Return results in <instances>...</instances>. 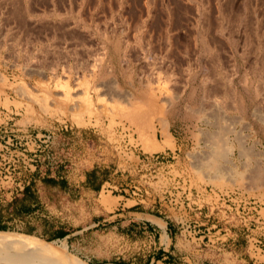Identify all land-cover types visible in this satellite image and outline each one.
<instances>
[{"label": "rangeland", "instance_id": "374dc122", "mask_svg": "<svg viewBox=\"0 0 264 264\" xmlns=\"http://www.w3.org/2000/svg\"><path fill=\"white\" fill-rule=\"evenodd\" d=\"M104 43L111 46L106 65L112 62L117 75L97 83L80 67L99 64ZM165 66L169 76H157ZM70 88L71 96L85 93L79 106L63 96ZM152 92L169 97L154 108ZM170 99L161 110L160 101ZM0 101V185L9 177L29 180L35 196L25 198L26 212L20 197L0 193V264L97 260L49 240L48 215L63 206V193L51 186L82 184L87 172L101 183L125 158L140 167L149 152L123 114L147 113L159 141L166 129L174 138V147L158 151L170 155V173L147 167L145 181L133 176L152 195L166 184L229 192L233 224L239 215L258 216L248 204L238 206L241 198L264 211V0H0ZM126 124L130 137L120 132ZM127 178L120 175L119 183ZM103 195L117 204L110 191L103 204ZM38 240L54 243L32 246ZM257 257L264 261L259 251Z\"/></svg>", "mask_w": 264, "mask_h": 264}, {"label": "crops", "instance_id": "0c3cea01", "mask_svg": "<svg viewBox=\"0 0 264 264\" xmlns=\"http://www.w3.org/2000/svg\"><path fill=\"white\" fill-rule=\"evenodd\" d=\"M115 173L113 168L101 183L87 172L82 184L51 186L63 193V206H53L48 215L52 240H64L87 261L96 258L93 264H264L257 257L258 251L264 256V237L250 228L245 216L239 215L233 224L225 204L178 189L171 193L176 192L180 206L166 195L139 202L120 191L113 194L122 184V174ZM103 191L118 197H113L117 204L111 209L102 203ZM77 221L83 222L78 228Z\"/></svg>", "mask_w": 264, "mask_h": 264}, {"label": "built area", "instance_id": "2783aa9c", "mask_svg": "<svg viewBox=\"0 0 264 264\" xmlns=\"http://www.w3.org/2000/svg\"><path fill=\"white\" fill-rule=\"evenodd\" d=\"M127 126L128 124H126L125 127H122V125H120V129H121L120 132L123 134L124 137H130V133L132 132V128H128ZM45 138L49 140L51 136L47 135ZM137 157L139 158L140 155H137ZM168 158H170V155H165V152L143 153L142 157L139 158L136 164V165H140V167H131L130 165L128 166V159L127 158L123 159L125 160V163L121 164V166L117 164V166L115 167L116 173L119 172L120 174L125 175L127 177L130 176V178H127L124 183L118 186L119 191L122 192L123 194H126L129 197L134 198L139 202H142L143 200H145L150 196L151 198H153L152 193H150L149 187L146 184H142L140 181H138V179L133 178V176H139L140 177L139 179H142L143 177L147 176L144 170H147L149 167L150 168L156 167L157 169H161L160 173H162V175L165 177L164 175L165 173H170L172 171L171 169L172 165L170 164ZM4 177L7 176L5 175ZM143 179H144L143 181H145V178ZM28 184H29V180L15 181V179H11V177H9V179L5 184L0 185V193H2L6 199L12 200L13 197H15V195L17 196L21 194L24 191L25 187L28 186ZM173 188H177L178 190H183L184 192L187 193L191 192L194 193L195 195L197 194L199 200L202 199L201 197L204 196H208V197L210 196L212 200L215 197H217L218 200H221L223 204H225L226 206H228V208L231 209L229 203L230 202L229 192L228 193L222 191L215 192L214 190H212V188H209V190H206L204 192V191H199L197 189H193V187H191V185L189 184L188 186L187 184L186 185L176 184L172 187L171 185L169 186L167 184L164 186H160L161 195L168 196V200L174 204L175 203L178 204L179 202H177V200L179 201V199H177V197L174 196L173 193H171ZM188 201L189 199H186L187 203L184 204V206H186L185 208L187 209L190 208V205H188ZM247 204L255 210L258 216L256 217V219H248L247 217H245L247 219L245 222L249 224L250 228L256 229L264 237V211L262 214L260 213V210L262 209L261 205L258 204L256 201H247L245 199L242 200V198L238 202V206L239 207L241 206L242 208H245ZM178 205L180 206V203ZM257 242L260 241L258 240Z\"/></svg>", "mask_w": 264, "mask_h": 264}, {"label": "bare ground", "instance_id": "6f19581e", "mask_svg": "<svg viewBox=\"0 0 264 264\" xmlns=\"http://www.w3.org/2000/svg\"><path fill=\"white\" fill-rule=\"evenodd\" d=\"M104 36V35H103ZM112 37V36H111ZM112 40V39H111ZM119 48V47H118ZM102 50V57H101V59L99 60V61H101L99 64L98 63H94V64H92V65H90L89 66V64H87V67L86 68H84V66L83 67H80V69L81 68H83L84 69V71H86L87 73H90L89 75L90 76H93L92 78L95 80V82H97V77L98 76H110V77H108V78H111V77H113V76H116L117 75V68H115V66L113 65V63L112 62H110L109 63V65H106V61H107V59H108V57H109V55H110V49H111V46H109L108 44H105L104 43V45H102V48H101ZM115 50L117 51V48H115ZM117 53H119L118 51H117ZM158 61V60H157ZM123 62V61H122ZM93 63V62H92ZM150 63V62H149ZM108 64V63H107ZM89 66V67H88ZM156 66V65H155ZM166 67V66H165ZM73 68V67H72ZM71 68V69H72ZM155 68V67H154ZM162 68H164V67H162ZM168 69V67H166V68H164L163 69V73L160 71V73H159V71L156 73V75L157 76H160V75H168L169 76V74H168V72L166 71ZM151 70H152V68H151ZM66 71V70H65ZM64 71V72H65ZM71 71V70H70ZM74 72V71H73ZM70 75L68 72H66V76H68V75ZM83 76H85V73H81ZM151 74V73H150ZM153 74V73H152ZM72 75V74H71ZM70 75V76H71ZM80 75V73L79 72H77L76 73V75H74V76H79ZM88 76V75H87ZM148 76V75H147ZM175 76V75H174ZM81 82V81H80ZM98 83V82H97ZM110 83V85H108V83H106V85L107 86H109V87H111L112 86V88H113V84H112V82H109ZM76 85L78 84V83H75ZM206 84V83H205ZM75 85V86H76ZM81 85V84H80ZM74 86V87H75ZM78 86H79V84H78ZM78 86H76V88H78ZM96 86V85H95ZM93 87V89L95 90V93H97V96H98V99L99 100H102L103 98H104V96H102L100 93H99V91H100V89H101V87H100V85L98 84L97 85V87ZM65 87H67L66 89H68V85H66ZM73 87V88H74ZM106 87V86H105ZM72 88H70L69 89V91L67 90V92H64L63 93V96L64 97H66V98H68L72 103H73V105L76 107V104H77V102H78V99H80L81 98V96H83V95H85V93H82V94H80V95H78V96H71L72 95V93H71V90ZM80 89H82V88H80ZM80 89H78V90H80ZM213 89V88H212ZM218 89V88H217ZM73 90V89H72ZM74 90H76V89H74ZM152 90H154V89H152ZM155 91H156V89H155ZM206 91V90H205ZM157 92H158V90H157ZM208 92V91H207ZM211 92V91H210ZM232 92V91H231ZM93 93H94V91H93ZM157 93H154L153 94V92L149 95V96H147V100L150 98V102L149 103H151V106H153L154 108L155 107H157V106H159L158 104H157V102L156 101H158L159 99H161V98H163V99H165V98H168L169 97V94H164V93H160V96H161V98H160V96H157L156 95ZM204 94V93H203ZM62 95V94H61ZM231 95V94H230ZM133 96V95H132ZM179 96V95H178ZM206 96H208V95H206ZM205 96V97H206ZM216 96V95H215ZM95 97H96V95H95ZM149 97V98H148ZM174 97V96H173ZM93 98V97H92ZM171 99H172V97H170ZM177 98V97H176ZM175 98V99H176ZM203 98V97H202ZM170 99V100H171ZM205 99V98H204ZM141 101L142 102V100H139V99H136V101ZM206 100V99H205ZM233 100V99H232ZM149 101V100H148ZM1 102V101H0ZM160 102H162V103H164V104H161V106H160V108H162L161 110H164V109H166V108H168V106L167 105H165V103L167 104H171L172 103V100L171 101H169L168 100V102H166V101H160ZM78 105V104H77ZM157 105V106H156ZM236 105V104H235ZM79 106V105H78ZM170 106V105H169ZM157 109V108H156ZM74 111H75V115L76 116H79V112L74 108L73 109ZM199 110V109H198ZM157 111V110H156ZM160 111V110H159ZM165 111V110H164ZM168 111V109L166 110V112ZM165 112V113H166ZM162 113H163V111H162ZM165 113H163V116H164V114ZM124 115V118L126 119V120H129V122H130V124L131 125H133L135 128H136V130H138V135H140L139 137H140V142H141V148H142V150L143 151H146V152H149V153H153V152H158V151H163V150H165V148L166 147H174V138L170 135V133L168 132V129H166L163 133H162V135H163V139H162V141H159V139H158V136H157V134H156V132H157V130H156V128H155V126H153V121H150L149 120V115L147 114V113H144V112H141V113H137V112H134V113H132V114H128L127 116L125 115V114H123ZM162 116V118H164ZM79 118V117H78ZM166 120V119H165ZM165 120L163 121V123H166L165 122ZM152 122V123H151ZM78 123L80 124V123H82V120H81V118H80V120H78ZM167 124V123H166ZM168 126V125H167ZM128 128H129V126H127ZM166 128H168V127H166ZM135 131V130H134ZM132 134V132L130 133V135ZM216 141V140H215ZM139 142V143H140ZM217 142H219V141H217ZM242 143V142H241ZM261 144V143H260ZM259 144V145H260ZM213 146V145H212ZM244 147V146H243ZM222 149V148H221ZM230 149V148H229ZM247 149V148H246ZM213 150V149H212ZM242 150V149H241ZM245 150V149H244ZM246 151V150H245ZM225 152H226V150H225ZM242 152V151H241ZM240 152V153H241ZM226 153H228V152H226ZM215 157V156H214ZM209 162V161H208ZM259 170V169H258ZM262 171H264V170H262ZM256 176H257V174H255ZM262 176V175H261ZM260 176V177H261ZM257 177H259V176H257ZM256 178V177H255ZM105 197H104V204L110 209V206L112 205V200L113 199H111V198H109V197H107L106 198V195H104ZM106 198V199H105Z\"/></svg>", "mask_w": 264, "mask_h": 264}, {"label": "trees", "instance_id": "16d2710c", "mask_svg": "<svg viewBox=\"0 0 264 264\" xmlns=\"http://www.w3.org/2000/svg\"><path fill=\"white\" fill-rule=\"evenodd\" d=\"M27 196L28 197H34L35 198L34 191L31 190V187L29 185L27 187H25L24 191L21 194H19V195H17V196L14 197V200L15 201H18L19 200L18 198L20 197V199L22 200V202L19 204V206H20V208H23L26 212H28V210L30 209L29 205H27V203H25V201L27 200L25 198H27ZM33 202H36V200L34 199ZM5 227H6L5 224H1L0 223V229H5ZM52 239L53 238H49V240H52ZM49 240H47V242L46 241H43V240H38L37 242H33L32 243V246L35 247V246L43 245V244L48 243V242H52V241H49ZM32 246H28V247L29 248H33Z\"/></svg>", "mask_w": 264, "mask_h": 264}]
</instances>
